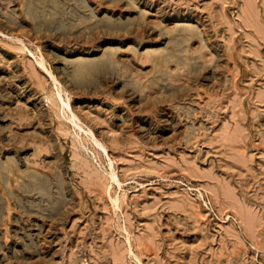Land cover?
<instances>
[{
  "label": "rangeland",
  "instance_id": "obj_1",
  "mask_svg": "<svg viewBox=\"0 0 264 264\" xmlns=\"http://www.w3.org/2000/svg\"><path fill=\"white\" fill-rule=\"evenodd\" d=\"M0 264H264V0H0Z\"/></svg>",
  "mask_w": 264,
  "mask_h": 264
},
{
  "label": "bare ground",
  "instance_id": "obj_2",
  "mask_svg": "<svg viewBox=\"0 0 264 264\" xmlns=\"http://www.w3.org/2000/svg\"><path fill=\"white\" fill-rule=\"evenodd\" d=\"M71 118V117H70ZM71 121H73L74 122V119H72ZM73 124V123H72ZM112 177H113V175H112ZM114 180H115V178H114ZM119 183V182H118ZM117 200V199H116ZM116 200H115V202H116ZM117 203V202H116ZM117 208V207H116Z\"/></svg>",
  "mask_w": 264,
  "mask_h": 264
}]
</instances>
